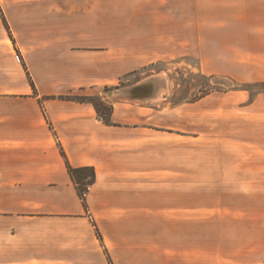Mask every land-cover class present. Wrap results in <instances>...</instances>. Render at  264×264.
<instances>
[{"label": "crops", "instance_id": "1", "mask_svg": "<svg viewBox=\"0 0 264 264\" xmlns=\"http://www.w3.org/2000/svg\"><path fill=\"white\" fill-rule=\"evenodd\" d=\"M239 2L240 17L256 20L249 23L256 42L239 50L247 74L227 80L264 86V0ZM32 3L26 13L16 6L15 16L0 6V264H163L168 235L162 228L173 225L153 219V211L182 216L184 208L183 191L178 196L172 186L162 193L153 185L165 177L159 167L163 148L175 149V177L183 176V138L174 139L176 129L157 121L165 94L154 104L116 102L113 125L105 124L92 103L74 97L117 83L142 64L122 63L120 43L112 39L111 63L96 62L89 78L77 47L87 40L88 28L81 25L87 15L74 12L72 0ZM225 96L223 103L213 102L212 94L193 103V120L200 110L207 114L209 146L217 149L209 164L218 172V186L263 196L264 91ZM70 167L95 170L88 211ZM240 209L262 211L264 203ZM171 248L175 260L178 251L183 257L181 243Z\"/></svg>", "mask_w": 264, "mask_h": 264}, {"label": "rangeland", "instance_id": "2", "mask_svg": "<svg viewBox=\"0 0 264 264\" xmlns=\"http://www.w3.org/2000/svg\"><path fill=\"white\" fill-rule=\"evenodd\" d=\"M31 1L35 0H0V6H8L15 16L21 9L16 6L26 13L33 6ZM72 1L74 12L87 15L86 21L81 19L82 27L88 28L87 40L77 47L87 60L89 78L94 76L96 62L111 63L112 39L120 43L122 63L142 64L119 82L98 89L88 87L82 93L87 95L78 98L100 97L103 109H108L117 102L110 97L112 92L150 78L166 81L165 98L156 106L162 112L157 121L176 129L174 139L183 138V176L182 180L175 177L171 161L175 149L161 148L159 167L165 177L154 179L153 185H159L162 193L164 189L169 193L172 186L178 196L183 191L184 208L182 216L175 210L153 211V219L165 218L173 225L162 228L168 235V257L162 259L163 264H264V210L240 209L241 205L264 203V195L236 194L231 192L237 188L218 186V172L209 164L217 149L209 146L207 114L200 110L193 120V113H198L193 111V103L208 95L218 104L229 98L224 94L235 90H249L253 95L264 91V86L255 84H225L229 78L247 74L240 67L239 50L256 42L254 27L249 26L256 20L240 17L239 0ZM9 36V45L14 46V35ZM156 229L153 227V234L158 233ZM176 241L178 248L180 243L183 247V257L178 251L177 260L171 248Z\"/></svg>", "mask_w": 264, "mask_h": 264}, {"label": "trees", "instance_id": "3", "mask_svg": "<svg viewBox=\"0 0 264 264\" xmlns=\"http://www.w3.org/2000/svg\"><path fill=\"white\" fill-rule=\"evenodd\" d=\"M5 24H6V20H5ZM29 76V82L32 86V88L34 90H36L35 88V84L33 82V80L30 77V74H28ZM75 99L81 101V102H89L92 103L95 107V109L97 110L98 116L99 118L107 125H113L112 122V113H113V108L109 107L108 109H103V103L101 102V98L100 97H84V98H78V97H74ZM69 173L70 176L73 180V182L75 183L77 190H78V194L79 197L81 199V201L83 202L85 209L88 211L87 208V196L89 194L90 188L95 184L96 182V173L95 170L93 168H79V169H73V168H69Z\"/></svg>", "mask_w": 264, "mask_h": 264}, {"label": "bare ground", "instance_id": "4", "mask_svg": "<svg viewBox=\"0 0 264 264\" xmlns=\"http://www.w3.org/2000/svg\"><path fill=\"white\" fill-rule=\"evenodd\" d=\"M228 83V80L225 81V84ZM146 89V92H151L152 96L150 97H139V98H131V94L134 91V88L130 87V88H126L123 90H119V91H115L112 92L113 95H110V97L114 98L115 101H117L118 99H122L123 101H132L134 103H138V104H149V103H158V99L157 98L161 93H165L166 90V81L165 79L162 78H150L149 80L140 83L138 85H136V88H142ZM142 95H145V93H143ZM161 99V98H160Z\"/></svg>", "mask_w": 264, "mask_h": 264}, {"label": "water", "instance_id": "5", "mask_svg": "<svg viewBox=\"0 0 264 264\" xmlns=\"http://www.w3.org/2000/svg\"><path fill=\"white\" fill-rule=\"evenodd\" d=\"M132 88H134V91L131 94V98H134V99L139 98V97L147 98V97L152 96V93L151 92H146V89H143V87L137 89L136 86L133 85ZM143 93H145V95H142ZM110 95H113V93H110ZM117 102H123V100L122 99H118Z\"/></svg>", "mask_w": 264, "mask_h": 264}]
</instances>
